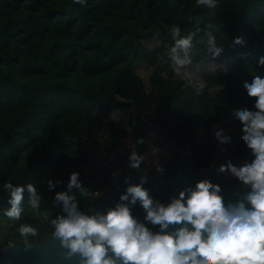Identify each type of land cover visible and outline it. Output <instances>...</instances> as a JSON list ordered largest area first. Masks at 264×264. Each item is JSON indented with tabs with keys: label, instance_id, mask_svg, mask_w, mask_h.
I'll list each match as a JSON object with an SVG mask.
<instances>
[{
	"label": "trees",
	"instance_id": "trees-1",
	"mask_svg": "<svg viewBox=\"0 0 264 264\" xmlns=\"http://www.w3.org/2000/svg\"><path fill=\"white\" fill-rule=\"evenodd\" d=\"M197 22L224 47L221 57L205 58L201 31L192 55L193 63H227L225 71L216 68L201 73L208 88L219 87L210 94L208 89L198 91L175 76L171 67L167 76L162 67H154L146 86L132 63L155 66L162 55L167 60L174 43L170 28L179 25L182 35H187ZM236 37L247 43L233 46ZM261 57L264 0H220L214 10L197 7L195 0H85L84 4L0 0V219L8 220L3 212L10 207L5 183H32L42 198L41 216L35 217L28 211L25 192V212L20 221L1 232L2 245L23 241L17 228L24 223L39 230L31 241L39 242L52 233L50 220L64 214L54 197L67 191L74 172L89 191L86 199L73 190L80 210L87 214L103 202L95 192L111 183L121 196L128 186L141 184L143 177V187L154 201L170 203L177 160L166 163L163 176L151 169L149 175L121 174L117 182L112 181V172L124 165L119 164L124 163V155L135 150L150 159L148 131L165 142L188 144L195 168H206L217 153L218 159L253 160L240 138L242 125L233 111L255 110V98L248 96L244 84L256 75L264 78ZM125 105L136 110L130 122ZM114 111L128 113L126 125L113 119ZM222 124L226 133L231 132L227 133L231 144H222L215 136ZM92 127L102 129L104 142L97 137L81 140ZM98 148L104 166L110 163V167L92 168L98 162ZM141 163L148 165L144 160ZM49 180L62 183L50 191ZM214 180L223 183L217 175ZM230 182L243 185L236 177ZM146 214L145 226L157 228L145 220ZM0 256H4L1 251Z\"/></svg>",
	"mask_w": 264,
	"mask_h": 264
},
{
	"label": "clouds",
	"instance_id": "clouds-1",
	"mask_svg": "<svg viewBox=\"0 0 264 264\" xmlns=\"http://www.w3.org/2000/svg\"><path fill=\"white\" fill-rule=\"evenodd\" d=\"M74 2L84 4L85 0ZM195 3L197 7L214 10L220 0H195ZM198 23L187 35H182L179 25L169 30L174 43L166 55L177 76L192 63L196 37L201 31L205 58L215 60L224 52L213 32L204 31ZM246 43L243 37H236L233 46ZM259 63L264 65V57ZM244 87L248 96L255 98V110L236 109L233 115L242 125L240 138L254 159L241 166L228 161L217 169L218 173H230L250 187L251 191L241 201L225 206L220 185L205 179L195 188L182 190L179 198L173 197L165 205L150 196L149 190L143 187L146 182L143 177L141 184L127 187L115 208L106 214L89 215L80 210L73 190H79L84 198L89 191L82 186L79 173L74 172L67 191L57 192L54 197L55 205L61 207L64 214L50 220L51 236L67 249V257L78 254L80 264H264V78L256 75L251 83L245 82ZM215 136L222 144L232 143L223 129L216 131ZM142 142V139L137 141ZM129 160L131 168L139 169L144 157L133 150ZM47 183L49 190L54 191L62 182L49 180ZM3 188L9 196L10 207L3 212L8 220H21L25 212V192L28 211L35 217L41 216L42 198L34 184L14 185L9 181ZM137 203L147 213L145 220L159 227L158 232L154 233L132 215L131 207ZM92 211L90 208L89 212ZM170 228L174 230L168 231ZM17 232L29 248L32 246L30 238L39 235V230L27 223L20 224Z\"/></svg>",
	"mask_w": 264,
	"mask_h": 264
},
{
	"label": "water",
	"instance_id": "water-1",
	"mask_svg": "<svg viewBox=\"0 0 264 264\" xmlns=\"http://www.w3.org/2000/svg\"><path fill=\"white\" fill-rule=\"evenodd\" d=\"M166 147L168 152L163 162L156 166L155 171L158 175H163L166 163L171 162L173 159L177 160L175 175L170 185L171 199L173 197L179 198V193L188 187L195 188V185L201 180L207 179L216 184L212 168L194 167L189 156L188 144H175L167 141ZM219 185L225 206L238 203L251 191L250 187L246 186L237 189L229 183ZM118 203H121L120 196L115 194V190L114 192L111 191L101 204L92 208L93 211L89 215L95 212L106 214L109 209L115 208ZM246 206L251 207L247 204ZM131 209L132 215L142 223L145 215L142 206L137 203ZM151 230L155 233L159 231V228ZM173 230V228H170L168 231ZM29 243L32 245L30 248L23 241H14L8 244L3 250L5 253L0 259V264H80V256L77 254L70 258L67 257V249L63 248L60 241L51 236V233L39 242L30 241Z\"/></svg>",
	"mask_w": 264,
	"mask_h": 264
},
{
	"label": "rangeland",
	"instance_id": "rangeland-1",
	"mask_svg": "<svg viewBox=\"0 0 264 264\" xmlns=\"http://www.w3.org/2000/svg\"><path fill=\"white\" fill-rule=\"evenodd\" d=\"M161 61L157 63V65L155 66H151V65H147L144 62H134L132 63V67L136 70V72L141 76V78L143 79L144 83L146 84V86L148 85V80H149V76L151 75L152 70L154 69V67H162L164 70V74L167 76V72L170 69L169 66V62L165 59V56H161ZM227 66V63L225 62H219V63H215L212 61H204V62H198V63H191L190 65L186 66L184 69L181 70V74L178 77H181L183 79H185L188 83H190L191 85H193L198 91L201 89H208V93L210 94L211 92H213L214 90H216L219 86L215 85V86H210L208 88V86L205 84L204 80H202V76L201 73L202 72H209L212 71L216 68L225 71ZM177 76V75H175ZM125 110L129 113V122L131 121V117L132 115L136 112L134 107L131 106H127L125 105ZM117 111H114L112 115L114 120H122L125 125L127 122V117H128V113L124 112V111H120L118 113H116ZM135 121H133L134 124ZM131 125V124H130ZM139 122H137L136 126H139ZM131 127H134L131 125ZM223 129V134L227 136V133H231L230 131H227V133L224 131V124H222L219 128ZM91 137H97L100 140H102L103 142L105 141L103 138V132L102 129L99 127H92L89 130V133L87 135L84 136L83 141H87L86 139L91 138ZM146 138L149 142L148 146L150 148V151L148 153V157L150 159H144V163L148 164L147 166H143V163H141L140 168L139 169H133L131 168L130 165V160L129 157L130 155H124V163L120 162L119 164H125L127 165L129 168L128 169H124V171L122 172V177H131L134 178L135 176L141 175H149V172L151 169L155 170L156 166H158L159 164H161L164 160V157L166 155V153L168 152L167 147H166V143L165 141H163L161 138H159L154 131H148ZM174 143V142H172ZM161 151V152H159ZM95 156L98 160L97 163L94 164V166L92 167L94 170L96 169H101L104 166V160L102 159V151L101 149H97L95 151ZM189 156L191 159V153L189 151ZM112 157V156H111ZM219 155L218 153L209 161V165L206 168H212L214 171V178L217 175V177L223 181V183H229L230 185L234 186L237 189H240L242 187H245L244 185H242L241 187H237L235 185H233L230 182V179L233 178L234 176H232L230 173L228 175H225L224 173H218L217 169L219 168L220 165L222 164H226L228 161H231L233 164H235L236 166H241L243 165L244 161L238 160V159H230L229 157H224L222 159H218ZM118 163V162H116ZM148 166H150L149 168H147ZM88 173H91V171L89 170ZM156 180V179H155ZM158 182V181H157ZM156 182V183H157ZM104 190V191H103ZM101 191H97L96 193H99L101 197H103V200H105V198L107 197V195L112 191L114 192L113 189V185L110 183L109 186H107L105 189H103ZM89 195V194H88ZM87 199V197H86ZM14 224L13 221L10 220H1L0 219V237H2V233L4 231V229L6 227H10ZM14 241H10L8 244L12 243ZM8 244L2 245V243L0 242V251L2 253H5L3 250L6 248V246ZM3 256H0V259Z\"/></svg>",
	"mask_w": 264,
	"mask_h": 264
},
{
	"label": "built area",
	"instance_id": "built-area-1",
	"mask_svg": "<svg viewBox=\"0 0 264 264\" xmlns=\"http://www.w3.org/2000/svg\"><path fill=\"white\" fill-rule=\"evenodd\" d=\"M110 161L112 160V157L109 159ZM245 162V161H244ZM107 167H110V163H105ZM129 167L127 165H121L119 166L116 170H114L112 172V181L113 182H117L119 176L122 174V172L124 171V169H128Z\"/></svg>",
	"mask_w": 264,
	"mask_h": 264
},
{
	"label": "flooded vegetation",
	"instance_id": "flooded-vegetation-1",
	"mask_svg": "<svg viewBox=\"0 0 264 264\" xmlns=\"http://www.w3.org/2000/svg\"><path fill=\"white\" fill-rule=\"evenodd\" d=\"M164 173H165V169H164ZM157 174V173H156ZM158 175V174H157ZM164 175V174H163ZM163 175H158V176H163ZM131 211H132V209H131ZM144 219V218H143ZM142 223H144V220L142 221ZM157 228H159V227H157ZM157 228H153V229H157ZM151 229V228H150Z\"/></svg>",
	"mask_w": 264,
	"mask_h": 264
}]
</instances>
